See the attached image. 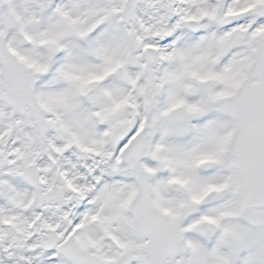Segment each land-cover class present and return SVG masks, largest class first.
<instances>
[{
    "label": "snow or ice",
    "instance_id": "1",
    "mask_svg": "<svg viewBox=\"0 0 264 264\" xmlns=\"http://www.w3.org/2000/svg\"><path fill=\"white\" fill-rule=\"evenodd\" d=\"M0 264H264V0H0Z\"/></svg>",
    "mask_w": 264,
    "mask_h": 264
}]
</instances>
